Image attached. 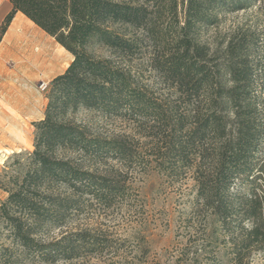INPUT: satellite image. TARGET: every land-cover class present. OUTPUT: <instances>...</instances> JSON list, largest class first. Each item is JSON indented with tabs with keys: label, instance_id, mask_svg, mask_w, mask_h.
Instances as JSON below:
<instances>
[{
	"label": "trees",
	"instance_id": "obj_1",
	"mask_svg": "<svg viewBox=\"0 0 264 264\" xmlns=\"http://www.w3.org/2000/svg\"><path fill=\"white\" fill-rule=\"evenodd\" d=\"M8 2L0 41L21 13L72 56L51 81L44 118L34 125L28 168L11 182L0 204V216L18 247L44 261L73 258L80 254L78 247H94L97 239L87 232L47 242L40 232L63 226L82 196L108 202L123 191L117 177L88 169L86 159L94 164L109 157L139 159L123 141L92 134L71 120V114L85 109L105 117H134L146 136L159 142L157 169L193 171L202 208L228 233L237 229L230 234L234 264H250L249 253L264 252V105L253 94L257 64L244 38L229 41L222 59H213L192 35L195 27L213 24L217 12L244 10L256 0ZM178 10L182 25L155 61L176 96L160 99L139 85L131 62L143 38L154 37L162 16ZM97 49L109 56L98 55ZM238 185H245V192H237Z\"/></svg>",
	"mask_w": 264,
	"mask_h": 264
},
{
	"label": "rangeland",
	"instance_id": "obj_2",
	"mask_svg": "<svg viewBox=\"0 0 264 264\" xmlns=\"http://www.w3.org/2000/svg\"><path fill=\"white\" fill-rule=\"evenodd\" d=\"M263 6L264 0H256L244 10L219 11L213 24L195 27L192 35L196 42L208 47L213 59L222 57L229 41L244 38L259 72L253 94L264 105ZM0 9L2 23L10 10L8 0H0ZM161 21L154 29V37L143 38L131 68L139 85L146 87L153 97L171 99L176 94L155 68V61L161 58L177 27L182 25V14L179 10L175 16L166 13ZM96 52L109 56L105 50ZM54 53L48 48L35 52L42 63L35 67L46 69L57 57L58 69L55 73L41 74L33 84L19 76L22 71L15 77L0 78V204L12 188L11 182L28 168L29 154L34 150V125L44 118L52 77L62 72L68 61L64 53L61 56ZM25 59L28 61L26 56ZM4 67L15 71V62L8 58ZM41 84H46L45 90L40 89ZM25 115L34 121L24 118ZM70 118L92 134L123 141L128 149L139 154L136 156L139 159L127 162L109 157L96 164L86 159L84 166L88 169L117 177L123 183V191L108 202L82 196L78 209L66 217L63 226L40 232L44 242L87 232L97 239L94 247H78L80 254L73 258L44 261L39 254H29L13 242L9 227L0 216V264H234L230 234L233 231L235 235L237 229L228 233L202 208L196 196L193 171L180 174L155 167L154 153L159 142L156 137L146 136L134 117H105L79 109ZM72 156L78 159L77 154ZM261 160L264 162V154ZM241 189L245 192V185H238L237 192ZM91 248L94 251H89ZM248 260L250 264H264V252L252 251Z\"/></svg>",
	"mask_w": 264,
	"mask_h": 264
},
{
	"label": "crops",
	"instance_id": "obj_3",
	"mask_svg": "<svg viewBox=\"0 0 264 264\" xmlns=\"http://www.w3.org/2000/svg\"><path fill=\"white\" fill-rule=\"evenodd\" d=\"M1 20L2 12L0 9V23ZM45 47L54 50L55 56H61V54L64 53L68 57V61L64 68H62V72L56 73L55 76L52 77V79H54L56 76L62 74L72 61L71 54L65 51L54 41L53 38L35 26L21 13H16L0 41V78H4V76L9 78L15 77L18 75L19 71H22L19 76L22 75L27 82L33 84L41 74L55 73L58 69L57 57L56 60L46 69H38L25 59V56L27 57L29 54L35 55V52L41 49H46ZM8 58H11L15 62V71H8L4 67V62ZM27 117L28 119H31V121H34L32 120V117L24 116V118ZM40 119L41 117H39V120Z\"/></svg>",
	"mask_w": 264,
	"mask_h": 264
},
{
	"label": "bare ground",
	"instance_id": "obj_4",
	"mask_svg": "<svg viewBox=\"0 0 264 264\" xmlns=\"http://www.w3.org/2000/svg\"><path fill=\"white\" fill-rule=\"evenodd\" d=\"M26 58H27L28 62L31 63L34 66L38 67V66H40L39 64H42L41 62L39 63V57L36 54L35 55L29 54Z\"/></svg>",
	"mask_w": 264,
	"mask_h": 264
},
{
	"label": "built area",
	"instance_id": "obj_5",
	"mask_svg": "<svg viewBox=\"0 0 264 264\" xmlns=\"http://www.w3.org/2000/svg\"><path fill=\"white\" fill-rule=\"evenodd\" d=\"M40 89L45 90L46 89V84H41L40 85Z\"/></svg>",
	"mask_w": 264,
	"mask_h": 264
}]
</instances>
